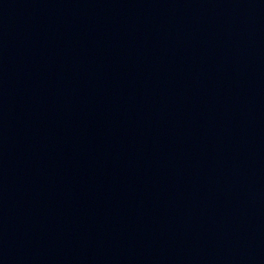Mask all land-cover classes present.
Returning <instances> with one entry per match:
<instances>
[{
	"label": "water",
	"instance_id": "water-1",
	"mask_svg": "<svg viewBox=\"0 0 264 264\" xmlns=\"http://www.w3.org/2000/svg\"><path fill=\"white\" fill-rule=\"evenodd\" d=\"M0 264H264V0H0Z\"/></svg>",
	"mask_w": 264,
	"mask_h": 264
}]
</instances>
